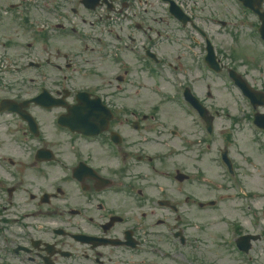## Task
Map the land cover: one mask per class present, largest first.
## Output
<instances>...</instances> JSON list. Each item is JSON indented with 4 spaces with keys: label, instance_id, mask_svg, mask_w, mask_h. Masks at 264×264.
<instances>
[{
    "label": "flooded vegetation",
    "instance_id": "af4514ba",
    "mask_svg": "<svg viewBox=\"0 0 264 264\" xmlns=\"http://www.w3.org/2000/svg\"><path fill=\"white\" fill-rule=\"evenodd\" d=\"M107 1L0 0V264H208L209 190L190 174L204 150L166 114L170 100L127 77L138 49L161 56V31L131 0ZM40 85H74L75 128L61 122L71 106L47 96L6 112ZM256 234L257 222L238 228V264H256L264 232L242 238Z\"/></svg>",
    "mask_w": 264,
    "mask_h": 264
},
{
    "label": "rangeland",
    "instance_id": "374dc122",
    "mask_svg": "<svg viewBox=\"0 0 264 264\" xmlns=\"http://www.w3.org/2000/svg\"><path fill=\"white\" fill-rule=\"evenodd\" d=\"M209 0H197V6L199 9H203L202 13H207L210 10L211 6L208 5ZM184 3L190 2V0H183ZM216 9L219 11L227 10L230 8V3L228 0L222 1L223 4H220V2H217L216 0H213ZM231 4L234 5L233 1H231ZM207 6V7H206ZM205 8V9H204ZM208 10V11H207ZM159 15L156 16L158 18ZM225 17V16H221ZM226 18L231 19L235 22V17L232 16H226ZM238 19V18H237ZM248 27L244 26L243 23L238 21L236 25H229L226 29L225 33L219 37L221 41L224 42V47L228 51H232L233 48H235L238 44L240 45L236 49V53L239 55H244L242 58L246 59L248 58V54H246L249 50L257 53L258 50L253 47L246 48L244 45L251 44L250 39L248 37ZM235 35L238 36L234 37ZM237 41H239L237 43ZM241 59V60H243ZM225 63L227 65L230 64H236L239 65V70L244 72L246 71L247 76L251 79L253 83H255L258 87H264V66L263 61L260 62V65H262L261 69H258L256 66H254L251 61L247 62L246 64H242V62H239L238 59L230 56L224 57ZM258 60V58L256 59ZM199 83V82H198ZM216 87V86H215ZM197 88L199 93L203 95L202 91L204 92V87L202 88V82L197 84ZM218 93L220 89L221 93V99L216 93L215 101L217 105H214V108H218L220 111L219 117L216 119V126L217 131L215 134L216 142L223 138H231L228 141H231L229 146L232 148V150L235 152V156L237 160L239 161V167H240V177L244 179L247 186L251 189L253 193H255L258 196L261 197V201L264 202V157H262L261 153V147H262V140L263 136L259 135L258 133H253V131L249 128V123L246 122L245 118L242 116L243 111L238 110L237 108V100H240V97L236 91L235 88H228L225 85H222V83L218 84ZM224 89V90H223ZM216 92V89H215ZM233 94V97H232ZM204 96V95H203ZM224 104V106H223ZM229 113V116L226 114ZM197 127V126H196ZM198 129V128H197ZM186 130V129H185ZM187 131V130H186ZM188 132L190 133V137L194 139V137L201 135V132L198 129V133L195 132L193 126H190V129H188ZM206 157V161H208V164L204 167L206 169V173L208 175L210 182V192L209 195L216 198V195L218 193L220 194H232L231 203L226 204V213L233 217H239L241 212L239 207V201L243 202L240 198H236L233 193H236V190L231 187L230 183L222 180L224 177H222V169L217 166L215 161L213 160L214 155L208 154ZM220 185V186H218ZM239 200V201H238ZM262 204H257V206H261ZM222 209L223 206H219L216 211V214L219 215V209ZM213 226L209 227L210 229H213ZM221 228V227H220ZM256 264H264V257H260Z\"/></svg>",
    "mask_w": 264,
    "mask_h": 264
}]
</instances>
